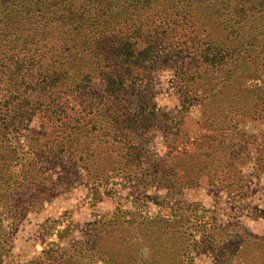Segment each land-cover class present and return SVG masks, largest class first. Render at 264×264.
<instances>
[{
    "label": "trees",
    "instance_id": "16d2710c",
    "mask_svg": "<svg viewBox=\"0 0 264 264\" xmlns=\"http://www.w3.org/2000/svg\"><path fill=\"white\" fill-rule=\"evenodd\" d=\"M180 29L185 35L178 38ZM226 29L229 43L222 33ZM173 44L181 45L186 71L194 67L200 72L182 81L187 92L205 96L196 101L204 123L189 147L172 144L166 151L170 166L163 159L150 164L140 137L156 112L145 100L146 84L121 70L145 67L161 48ZM258 48H264V0H0V261L9 251L8 235L17 228L16 220L36 202L79 182L81 172L104 193L114 190L115 179L130 180L138 172L151 185L179 190L199 185V173L208 185L219 186L242 175L245 142L233 139L241 128L230 114L257 118L253 113L264 101V91L255 85L256 94L246 102V91L229 81L233 73L226 67L230 60L250 57L247 51L262 52L245 78L259 76L264 49ZM82 68L85 73L69 85L71 74ZM207 68L210 82L202 80ZM195 77L200 80L190 85ZM97 78L105 87L90 92ZM233 91L237 97L232 103ZM66 95L82 98L74 100L81 108L76 115L68 114ZM186 100L185 95L179 114L189 111L192 101L187 108ZM256 147L254 168L264 172V139ZM25 148L28 153L22 156ZM177 174L178 179H170ZM112 220H95L86 233L91 239L73 238L65 248L53 243L26 264H120L115 239L108 248L98 243V225ZM84 249L94 259L87 262Z\"/></svg>",
    "mask_w": 264,
    "mask_h": 264
},
{
    "label": "rangeland",
    "instance_id": "374dc122",
    "mask_svg": "<svg viewBox=\"0 0 264 264\" xmlns=\"http://www.w3.org/2000/svg\"><path fill=\"white\" fill-rule=\"evenodd\" d=\"M183 33L180 29L176 36L183 37ZM222 33L223 37L229 36V29ZM225 39L229 43L232 36ZM235 44L236 41L232 42L231 48ZM258 49L260 52L264 48ZM180 50L179 44L161 48L147 66H123L121 70L129 71L133 81L146 84L145 100L156 112L155 118L149 121L146 132L140 137V146L149 151L150 164L163 159L164 164L170 166L171 162L164 155L170 146L189 147L194 137L202 131L204 122L196 101L205 96L187 92V84L182 81L184 76L198 75L200 72L194 67L186 71L188 65L182 57L184 52ZM245 55L250 57L236 61L238 64H232L230 60L226 68L230 69V74L233 73L229 81L239 83L241 93L246 91L244 97L247 102L257 92L253 89L255 85L261 86L264 91V64L262 72L257 74L259 76L245 78L248 71L254 69L253 58L259 61L263 53L247 51ZM86 70L82 68L71 74L68 84L78 82L77 76ZM204 73L202 80L210 82L207 81L208 68ZM214 74L220 75V72L214 68ZM196 78L189 79L190 85L200 80ZM105 84L101 78L93 79L89 90L97 93L104 89ZM185 95V107H189L190 101L192 104L189 111L179 114ZM231 95L229 100L233 103L237 96L234 91ZM65 100H68L69 115H76L81 110L74 101H82L81 97L66 95ZM256 109L253 115L257 118L239 111L230 114L243 133L234 132L233 139H242L245 145L239 159L243 174L229 183L208 185L207 177H201L199 173V185L179 190V186L151 185L149 177L138 172L130 180L115 179L114 190L104 193L93 186L85 172H81L83 177L79 182L59 196L36 202L16 220L17 228L8 235L9 251L4 252L0 264H26L41 256L53 243L65 248L70 246L73 238L77 241L91 239V235L86 234L90 232L89 224L99 219H113L111 224L98 225V243L108 248L115 239L114 253L117 254L116 262L119 260L120 264H264V172L254 168L256 146L264 139V101ZM34 124L32 122L31 125ZM27 153L25 148L21 155ZM178 178L179 174L170 177L171 180ZM10 222L11 218L6 223ZM105 250L102 247V251ZM82 254L87 262L94 256L86 249L82 250ZM98 264L107 263L98 260Z\"/></svg>",
    "mask_w": 264,
    "mask_h": 264
}]
</instances>
